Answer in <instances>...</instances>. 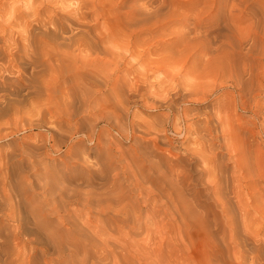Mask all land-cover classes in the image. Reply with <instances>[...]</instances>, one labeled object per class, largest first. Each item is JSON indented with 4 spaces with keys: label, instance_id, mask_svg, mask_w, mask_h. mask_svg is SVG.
I'll use <instances>...</instances> for the list:
<instances>
[{
    "label": "rangeland",
    "instance_id": "obj_1",
    "mask_svg": "<svg viewBox=\"0 0 264 264\" xmlns=\"http://www.w3.org/2000/svg\"><path fill=\"white\" fill-rule=\"evenodd\" d=\"M0 48V264H264V0H0Z\"/></svg>",
    "mask_w": 264,
    "mask_h": 264
},
{
    "label": "bare ground",
    "instance_id": "obj_2",
    "mask_svg": "<svg viewBox=\"0 0 264 264\" xmlns=\"http://www.w3.org/2000/svg\"><path fill=\"white\" fill-rule=\"evenodd\" d=\"M79 9H80V8H79ZM62 13H63V12H62ZM36 28H37V27H36ZM76 28H77V27H76ZM35 30H36V29H35ZM77 33H78V32H77ZM20 35H21V34H20ZM22 37H23V36H22ZM23 39H24V38H23ZM26 41H27V40H26ZM12 43H13V42H12ZM70 43H71V42H70ZM72 43H73V42H72ZM0 49H1V48H0ZM26 51H27V50H26ZM40 53H41V52H40ZM130 54H131V53H130ZM50 55H51V53H50ZM57 55H58V54H57ZM61 55H62V54H61ZM61 55H59V56L61 57ZM63 55L67 56V57H68L67 60H69V61H70V59H69L70 55H71V57H70L71 59H72V57H73L72 54H70L69 56L66 55V54H63ZM63 55H62V57H65V56H63ZM42 56H43V55H42ZM54 56H56V55L54 54L52 57H54ZM74 56H75V55H74ZM76 56H77V55H76ZM87 58H88V57H86V59H87ZM89 58H90V57H89ZM46 59H47V58H46ZM61 59H62V58H61ZM82 59H83V57H81V60H82ZM84 59H85V57H84ZM86 59H85V60H86ZM125 59H126V58H125ZM56 60H58V57H57V59H55V61H56ZM62 60L64 61V59H62ZM77 60H79V59L77 58ZM94 60H95V58H94ZM98 60H99V59H98ZM105 60H106V59H105ZM133 60H134V59H133ZM36 61H37V60H36ZM39 61H41V60H39ZM39 61H38V62H39ZM51 61H52V60H51ZM69 61H67L68 63L65 62V61H64V62H65L66 64L70 65V64H71V61H70V62H69ZM72 61H73V59H72ZM87 61H89V60H87ZM87 61H86V65L89 64V63H87ZM100 61H101V60H100ZM22 62H23V61H22ZM45 62H46V61H45ZM47 62H48V61H47ZM57 62H58V61H57ZM64 62H63V63H64ZM78 62H80V60L77 61V63H78ZM29 63H30V62H29ZM69 63H70V64H69ZM73 63H74V62H73ZM82 63L84 64L85 62H82ZM90 63H93V62L90 61ZM95 63H96V62H95ZM49 64H50V63H49ZM49 64H47V65L49 66ZM61 64H62V61H61ZM74 64H75V63H74ZM83 64H82V65H83ZM17 65H18V64H17ZM50 65H52V63H51ZM58 65H60L59 62H58ZM63 65H64V64H63ZM68 65H67V66H68ZM96 65H98V64H96ZM96 65L93 64L94 67H95ZM43 66H44V64H43ZM45 66H46V64H45ZM48 66H47V67H48ZM54 66H55V64H54ZM74 66H75V65H74ZM79 66H80V65H78V67H79ZM93 66H92V67H93ZM19 67H20V66H19ZM50 67H51V66H50ZM56 67H57V63H56ZM56 67H55V68H56ZM78 67L76 68V70L78 69ZM81 67H82V66H81ZM81 67H79V68H81ZM85 67H86V66H85ZM48 68H49V67H48ZM48 68H47V69H48ZM62 68H63V67H62ZM86 68H87V67H86ZM47 69H46V70H47ZM58 69H59V68L57 67V70H58ZM65 69H66V72L70 73L69 71L71 70V68H67V67H66ZM72 69H75V68H72ZM88 69H93V70H94V68H88ZM44 70H45V69H44ZM46 70H45V72H46ZM49 70H50V69H49ZM51 70H52V69H51ZM51 70H50V71H51ZM55 70H56V69H55ZM57 70H56V71H57ZM60 70H61V69H60ZM76 70H75V71H76ZM81 70H83V69L81 68ZM42 71H43V70H42ZM58 71H59V70H58ZM85 71H86V70H85ZM85 71H83V72H85ZM91 71H92V70H91ZM142 71H143V70H142ZM79 72H81V71H79ZM87 72H89V71H87ZM96 72H97V71H96ZM51 73H52V74H55V73H53V71H52ZM73 73H74V71H73ZM81 73H82V72H81ZM93 73H94V72H92V74H93ZM109 73H110V72H109ZM59 74H60V72H59ZM70 74H72V73H70ZM70 74L68 75V77H72V78H73V77H77L78 74L80 75V73H78V70H77V73H76L77 75H75V74L73 75V74H72V76H70ZM82 74H83V73H82ZM88 74H89V77L92 75L91 73H87V75H88ZM90 74H91V75H90ZM106 74H108V73H106ZM61 75H64V76H65L66 73H65V74H62V73H61ZM83 75H84V74H83ZM83 75H82V76H83ZM96 75H97V74H96ZM108 75H110V74H108ZM55 76L58 77L59 75H58V74H55ZM55 76H54V77H55ZM82 76H81V77H82ZM92 76H93V75H92ZM92 76H91V78H92ZM97 76H98V75H97ZM97 76L94 75V77H93L92 79H94V78L97 77ZM54 77H52V78H54ZM59 77H60V76H59ZM86 77H87V76H86ZM98 77H99V76H98ZM105 77H106V75H105ZM62 78H63V77H62ZM64 78H65V77H64ZM77 78H78V77H77ZM77 78H76V80L74 81V84H76L78 81H80V79H79L80 76H79V78H78L79 80H78ZM83 78H84V79H83ZM83 78H81V79L85 80V76H83ZM108 78H109V77H108ZM58 79H59V78H58ZM96 79H97V78H96ZM99 79H100V78H99ZM99 79H98V81H97L98 84H100V83H99ZM103 79H106V78H104V76H103ZM53 80H54V79H53ZM56 80H57V79H56ZM62 80H63V79H62ZM66 80L68 81V79H66ZM77 80H78V81H77ZM87 80H88V78H87ZM108 80L110 81L111 78L108 79ZM108 80H106V82H104V84L107 83ZM51 81H52V79H51ZM64 81H65V79H64ZM72 81H73V79H72ZM76 81H77V82H76ZM95 81H96V80L94 79V82H95ZM101 81H105V80H101ZM53 82H54V81H53ZM60 82H61V81H60ZM65 82H66V81H65ZM75 82H76V83H75ZM81 82H82V81H81ZM92 82H93V80H92ZM94 82H93V83H94ZM97 82H96V83H97ZM51 83H52V82H51ZM55 83H56V82H55ZM69 83H70V81H69ZM78 83H80V82H78ZM87 83H88V85L90 84V82H88V81H87ZM59 84H60V83H59ZM65 84H66V83H65ZM65 84H64V85H65ZM67 84H68V83H67ZM82 84H85V85H86L85 82H83ZM82 84H81L80 86H82ZM108 84H109V83H108ZM116 84H118V83L116 82ZM143 84H144V83H143ZM31 85H32V84H31ZM57 85H58V84H57ZM60 85H61V84H60ZM60 85H59V87H60ZM70 85H71V84H70ZM85 85H84V86H85ZM90 85H91V84H90ZM94 85H95V84H94ZM105 85H106V84H105ZM51 86H53V85H51ZM66 86H67V85H66ZM68 86H69V85H68ZM76 86H77V85H76ZM78 86H79V85H78ZM86 86H87V85H86ZM96 86L98 87L99 85L96 84ZM96 86H95V87H96ZM116 86H117V85H116ZM116 86H115V87H116ZM53 87H54V86H53ZM56 87H58V86H56ZM56 87H55V88H56ZM61 87H62V86H61ZM72 87L75 88V85L72 86ZM91 87H92V86H91ZM115 87H114V88H115ZM74 88H73V90H74ZM86 88H87V87H86ZM86 88H85V89H86ZM88 88L91 89L89 86H88ZM100 88H101V87H100ZM112 88H113V87H112ZM112 88H111V89H112ZM69 89H70V87H69ZM71 89H72V88H71ZM79 89H80V88L78 87V90H79ZM92 89H93V87H92ZM92 89H91V90H92ZM96 89H97V88H94V90H92V91H93V96L95 95V93L97 94L99 88H98L97 90H96ZM73 90H72V91H73ZM70 91H71V90H70ZM81 91H83V90H81ZM86 91L88 92V90H86ZM114 91H115V90H114ZM145 91H146V90H145ZM24 92H25V91H24ZM184 92H185V91H184ZM84 93H85V91H84ZM109 93H110V92H109ZM112 93H113V92H112ZM115 93H116V92H115ZM90 94H92V93H90ZM143 94H144V93H143ZM182 94H183V93H182ZM109 95H110V94H109ZM109 95H108V96H109ZM113 95H116V94L113 93ZM106 96H107V95H106ZM106 96H104V97H106ZM82 97H83V96H82ZM89 97H90V96H89ZM95 97H96V96H95ZM91 98H93V97L91 96ZM141 98H142V97H141ZM83 99H84V98H83ZM87 99H88V98H87ZM89 99H90V98H89ZM93 99H94V98H93ZM93 99H92V101H93ZM97 99H98V98H97ZM102 99H103V98H102ZM110 99H111V98H110ZM112 99H114V98H112ZM107 100H109V98H108ZM107 100H106V101H107ZM82 101H83V100H82ZM90 101H91V99H90ZM95 101H96V99H95ZM104 101H105V100H104ZM104 101H103V102H104ZM93 102H94V101H93ZM101 102H102V100H101ZM108 102H109V101H108ZM112 102L114 103V101H112ZM96 103H97V102H96ZM99 103H100V102H99ZM105 103H106V102H105ZM110 103H111V102H110ZM116 103H117V102H115V105H113V106H116V105H117ZM97 104H98V103H97ZM97 104H96V106H97ZM111 104H112V103H111ZM105 105H106V104H105ZM107 105H109V104H107ZM183 105H184V104H183ZM80 106H81V105H80ZM99 106H101V105H99ZM103 106H104V103H103ZM103 106H102V107H103ZM113 106H110V107L108 106V107H109L111 110L114 111V109H112V108H115V107H113ZM94 107H95V106H94ZM104 107H105V108H108V107H106V106H104ZM111 107H112V108H111ZM129 107H130V106H129ZM109 108H108V109H109ZM116 108H117V107H116ZM116 108H115V109H116ZM102 109H103V108H102ZM97 111H98V110H97ZM109 111H110V110H108V112H109ZM63 112H64V111H63ZM138 112H139V111H138ZM169 112H170V111H169ZM116 113H117V115H118L119 112H116ZM113 115H114V114H113ZM115 115H116V114H115ZM115 115H114V116H115ZM117 115H116V116H117ZM119 115H121V114H119ZM119 115H118V116H119ZM39 116H40V115H39ZM118 116H117V118H118ZM99 117H100V116H99ZM106 117H107V116H106ZM119 117H121V116H119ZM122 117H123V116H122ZM122 117H121V118H122ZM199 117H200V116H199ZM117 118H116V119H117ZM121 118H120V120H122ZM34 120H35V119H34ZM120 120L118 119V123H119ZM74 122H75V121H74ZM121 122H122V121H121ZM171 123H172V122H171ZM115 126H116V125H115ZM128 126H129V125H128ZM47 127H48V126H47ZM163 127H164V126H163ZM112 130H113V129H112ZM181 130H182V129H181ZM54 131H55V130H54ZM33 132H34V131H33ZM120 132H121V131H120ZM214 132H215V131H214ZM115 133H116V132H115ZM94 134H95V133H94ZM109 134H110V133H109ZM33 135H34V134H33ZM124 135H125V134H124ZM126 136H127V135H126ZM148 137H149V136H148ZM20 138H21V137H20ZM110 138H111V137H110ZM91 140H92V139H91ZM155 141H156V139H155ZM21 143H22V142H21ZM85 143H86V142H85ZM137 143H138V142H137ZM155 144H156V143H155ZM151 146H152V145H151ZM154 146H155V145H154ZM158 146H159V145H158ZM156 147H157V146H156ZM113 148H114V147H113ZM153 149H154V147H153ZM23 150H24V149H23ZM20 152H21V151H20ZM212 153H213V152H212ZM139 154H140V153H139ZM170 154H171V153H170ZM171 155H172V154H171ZM189 155H190V154H189ZM168 156H170V155H168ZM140 157H141V156H140ZM171 157H173V155H172ZM176 157H177V156H176ZM174 159H175V157H174ZM177 159H178V158H177ZM168 160H169V159H168ZM176 161H177V160H176ZM167 162L169 163L170 161H167ZM119 164H120V163H119ZM105 165H106V164H105ZM158 165H159V163H158ZM169 165H171V162H170ZM176 165H178V164H176ZM179 165H180V164H179ZM3 166H4V165H3ZM171 166H172V165H171ZM156 167H157V166H156ZM163 167H164V166H163ZM167 167H168V166H167ZM169 167H170V166H169ZM169 167H168V168H169ZM177 167H178V166H177ZM182 167H184V166H182ZM185 167H186V166H185ZM120 168H121V167H120ZM170 168L173 169V167H170ZM165 169H166V167H165ZM165 169H164V170H165ZM185 169H187V167H186ZM117 170H118V169H117ZM164 170H163L162 172L165 174V172H166L167 170H166L165 172H164ZM170 170H171V169L168 170V171H169V172H167L168 174L171 172ZM175 170H176V169H175ZM182 170H183V169H182ZM32 171H33V170H32ZM43 171H44V170H43ZM178 171H179V170H178ZM183 171H184V170H183ZM45 172H46V171H45ZM105 172H106V171H105ZM162 172H161V173H162ZM173 172H174V171H173ZM176 172H177V171H175V173H174L175 175H177ZM163 173H162V174H163ZM171 173H172V172H171ZM183 173H185V172H183ZM188 173H189V172H188ZM164 174H163V175H164ZM172 174H173V173H172ZM172 174H171V175H172ZM6 175H7V174H6ZM171 175L169 174V175H167V176L169 177V176H171ZM161 176H162V175H161ZM164 176H165V175H164ZM167 176H165V177L163 178V180H164L165 178L167 179V178H168ZM180 176H181V175H179V176H177V177H179V179H180ZM183 176H184V174H183ZM172 177H173V175H172ZM172 177H171V178L169 177V179L171 180ZM174 177H175V176H174ZM184 177H186V176H184ZM143 179H144V178H143ZM148 179H149V178H148ZM173 179H174V178H173ZM188 179H189V177H188ZM175 180H176V178H175ZM175 180H174V181H175ZM185 180H186V179H185ZM30 181H31V180H30ZM165 181H166V180H165ZM171 181H172V180H171ZM183 181H184V180H183ZM236 181H237V180H236ZM5 182H6V181H5ZM32 182H33V181H32ZM167 182H168V181H167ZM176 182L178 183L177 180H176ZM185 182H186V181H185ZM187 182H189V181H187ZM126 183H127V182H126ZM128 183H129V181H128ZM144 183H145V182H144ZM165 184H167V183L165 182ZM173 184H174V183H173ZM180 184H181V183H180ZM182 184H183V183H182ZM187 184H189V183H187ZM142 185H144V184H142ZM145 185H146V184H145ZM171 185H172V182H171V184H169V186H171ZM178 185H179V184H178ZM169 186H167V187H169ZM172 186H173V187H175V186L177 187V184H176V185H172ZM179 186H180V185H179ZM65 187H66V186H65ZM139 187H140V186H139ZM176 187H175V188H176ZM185 187H186V185H185ZM187 187H189V186L187 185ZM143 188H144V187H143ZM145 188H146V187H145ZM178 188H179V187H177V189H178ZM182 188H183V187H182ZM182 188H180V190H181ZM46 189H47V188H46ZM171 189H172V188L170 187V190H171ZM173 189H174V188H173ZM66 190H67V189H66ZM144 190H145L146 193H148V194H150V192H151V191H150V192L147 191V188L144 189ZM185 190H186V188H185ZM57 191H58V190H57ZM165 191H166V190H165ZM168 191H169V189H168ZM174 191H176V190L174 189ZM36 192H37V191H36ZM141 192H142V191H141ZM170 192H171V191H170ZM170 192H169V193H170ZM176 192H179V191L177 190ZM39 193H40V192H39ZM172 193L174 194L175 192H173V190H172ZM172 193H171V194H172ZM159 194H160V192H159ZM161 194H163V193H161ZM165 194H166V193H165ZM175 194H176V193H175ZM175 194H174V196H175ZM138 195H139V194H138ZM138 195H136V196H138ZM146 195H147V194H146ZM146 195H145V196H146ZM169 195H170V194H169ZM183 195H185V194L183 193ZM76 196H77V195H76ZM141 196H142V195H141ZM145 196L143 195V197H145ZM157 196H158V195H157ZM163 196H164V195H162L161 197H163ZM170 196H171V198H172L173 195H170ZM180 196H181V195H180ZM74 197H75V196H74ZM139 197H140V196H139ZM143 197H142V198H143ZM147 197H148V196H147ZM147 197H146V198H147ZM165 197H169V196H165ZM175 197H176V196H175ZM175 197H174V198H175ZM142 198H141V199H142ZM139 199H140V198H139ZM143 199H144V198H143ZM169 199H170V197H169ZM169 199H168V200H169ZM176 199H177V198H176ZM145 200H146V199H145ZM177 200H178V199H177ZM185 200H186V196H185ZM137 201H138V200H137ZM55 202H56V201H55ZM166 202H168V201H166ZM175 202H177V201H175ZM180 202H181V199H180ZM170 203H172V202H170ZM170 203H168V204H170ZM182 203H183V201H182ZM182 203H180V204H182ZM186 203H189V202H186ZM186 203H185V204H186ZM173 204H174V203H173ZM173 204H171V207L173 206ZM175 204H176V203H175ZM180 204L177 203L176 205H180ZM183 204H184V203H183ZM176 205H175V206H176ZM188 205H189V204H188ZM125 206H126V205H125ZM166 206H168V205H166ZM169 206H170V205H169ZM182 206H183V205H182ZM185 206H187V205H185ZM127 207H128V206H127ZM171 207H170V208H171ZM179 207H180V206H179ZM112 208H113V207H111V208L109 207V210H108V211H110V209H112ZM167 208H168V207H167ZM173 208H174V206H173ZM173 208H172V209H173ZM180 208L183 210V207H180ZM249 208H250V207H249ZM128 209H129V208H128ZM128 209H126V210H128ZM131 209H132V208H131ZM131 209H129V210H131ZM168 209H169V208H168ZM181 209H180V210H181ZM187 209H189V207H187ZM123 210H124V209H123ZM126 210H124V211H126ZM129 210H128V211H129ZM175 210H176V208H174V210H173V211H174V215L177 214V213L180 214V213H179L180 211H179V212H176L177 210H176V211H175ZM178 210H179V209H178ZM182 210H181V211H182ZM184 210H186L185 207H184ZM184 210H183V211H184ZM116 211H117V210H116ZM121 211H122V210H121ZM173 211H172V212H173ZM134 212H136V211H134ZM175 212H176V213H175ZM185 212H186V211H185ZM195 212H196V211H195ZM119 213H120V212H119ZM125 213H126V212H125ZM139 213H140V212H139ZM189 213H190V211H188V214H189ZM201 213H202V212H201ZM95 214H96V213H95ZM113 214H114V213H113ZM116 214H117V213H116ZM128 214H131V215H132V212H130V213H128ZM135 214H136V213H135ZM135 214H133V215H135ZM178 214H177V215H178ZM185 214L188 215L187 213H185ZM1 215H2V214H1ZM122 215H123V214H122ZM124 215H125V214H124ZM126 215H127V214H126ZM139 215H140V214H139ZM7 216H8V215H7ZM117 216H118V215H117ZM126 217H128V215H127ZM126 217H125V218H126ZM129 217H130V215H129ZM129 217H128V218H129ZM131 217H133V216H131ZM137 217H138V216H137ZM141 217H142V216H141ZM141 217H140V218H141ZM182 217H183V216H182ZM186 217H187V216H186ZM226 217H227V216H226ZM123 218H124V216H123ZM125 218H124V219H125ZM128 218H127V220H129ZM179 218H180V217H179ZM193 218H194V217H193ZM130 219H131V218H130ZM133 219H135V216H134ZM180 219H181V218H180ZM182 219H183V218H182ZM186 219H187V218H186ZM186 219H185L184 221H186ZM68 220H69V219H68ZM88 220H89V219H88ZM90 220H91V219H90ZM135 220L138 221L137 219H135ZM135 220H134V221H135ZM139 220H141V219H139ZM123 221H124V220H123ZM136 221H135V222H136ZM227 221H228V220H227ZM124 222H125V221H124ZM141 222H142V221H141ZM141 222H139V224H140ZM145 222H146V221H145ZM131 223H134V222L132 221ZM137 224H138V223H137ZM139 224H138V225H139ZM143 224H145V223H143ZM187 224H188V223H187ZM138 225H137V226H138ZM82 226H83V225H82ZM91 226H92V225H91ZM134 226H136L135 223H134ZM137 226H136V229H137ZM145 226H146V224H145ZM146 227H147V226H146ZM137 230H138V229H137ZM143 230H144V228L142 229V231H143ZM109 231H110V230H109ZM125 231H126V230H125ZM138 231H139V230H138ZM190 233H191V232H190ZM191 236H193V234H192ZM99 237H100V236H99ZM128 237H129V236H128ZM20 240H21V239H20ZM105 240H106V239H105ZM108 241H109V240H108ZM116 241H117V240H116ZM143 241H144V240H143ZM232 241H233V239H232ZM144 243H145V242H144ZM102 244H103V243H102ZM105 244H106V243H105ZM114 245H115V244H114ZM220 249H221V248H220ZM246 255H247V254H246ZM236 256H237V255H236ZM117 259H118V258H117ZM243 261H244V260H243Z\"/></svg>",
    "mask_w": 264,
    "mask_h": 264
}]
</instances>
